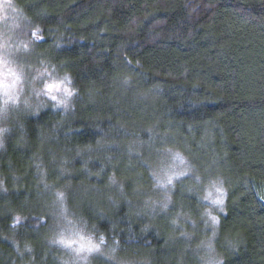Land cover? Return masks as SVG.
<instances>
[{
	"label": "trees",
	"instance_id": "1",
	"mask_svg": "<svg viewBox=\"0 0 264 264\" xmlns=\"http://www.w3.org/2000/svg\"><path fill=\"white\" fill-rule=\"evenodd\" d=\"M5 3L3 32L34 56L25 79L74 94L0 123V264H50L64 231L122 263L192 264L171 239L200 241L213 183L221 264H264V0ZM171 151L191 174L152 218L151 167Z\"/></svg>",
	"mask_w": 264,
	"mask_h": 264
},
{
	"label": "rangeland",
	"instance_id": "2",
	"mask_svg": "<svg viewBox=\"0 0 264 264\" xmlns=\"http://www.w3.org/2000/svg\"><path fill=\"white\" fill-rule=\"evenodd\" d=\"M2 6L3 5L0 4V61H7V68L0 65V69L7 72L8 69L11 68L12 70L20 72L22 70V65H25L26 70L22 71L23 73L27 71L26 73L29 75L33 73V69L28 68L27 63L32 60L34 56L28 54L27 47L22 48L23 51H21V48L17 46L13 47L10 44V40L7 38L2 29L7 16V13L4 12ZM43 75L44 74L39 73L38 77L35 74L32 78L30 77L29 80L25 79L22 75V78L17 82L16 87L10 90L14 99H9L7 105L4 104L6 97L4 95L2 96L3 90L0 89V123H16L18 121H22L25 115H27L23 108L27 109L29 111L28 113H30L31 111L38 109L39 105H46L45 101L48 100L52 102L54 108H64L66 106L69 97L65 96L63 89L65 87L67 88V86H64L55 80L52 81L49 78L46 79ZM54 82L61 84V87L59 91H54L53 94L56 95L57 101L64 100L66 102L64 105L58 106L57 101H53L48 95L43 94L45 86ZM154 161L155 162H153L151 167V177L155 183L156 191L164 194V196L158 202L146 203L145 210L152 218L154 217V208L158 209V206L162 208L165 207V203L168 202L165 194L168 193L173 183L181 178L188 177L192 170L189 161H187V159L179 153L173 151L165 152L163 155H159ZM169 177H172L171 184L167 183ZM217 189H220L221 191H217ZM209 193H211L209 199H204V197L208 196ZM221 196L223 198V205L212 203L213 200L219 199ZM224 200L225 191L222 185L218 183L211 184L204 190L201 197V201L206 205V211L201 220L203 228L201 229V233H198L200 241L196 242L195 240V243H193V241L182 240L179 238L171 239V241H174L173 245L176 247L178 244H188L183 248V250L186 252L192 264H221V260L214 248L218 223L213 224L209 213L212 216H216L219 221L218 217L223 213L220 209L221 207L224 208ZM193 234L186 235V238L194 240L195 236ZM61 236H63L65 240H76L77 243L72 244L71 248L65 247L64 245L56 242L61 239ZM80 236L81 235L65 231L56 235L52 244L58 246L59 251L63 254L52 253L53 255H51L50 253V264H142L139 262L122 263L114 256V253L112 252L113 247L111 245L102 244L100 246L96 241L84 236L83 242L86 243L88 240H91L92 244L99 245V251L88 252L87 249H84L78 253L76 250L80 248ZM179 255L183 256L184 253L179 252ZM20 257L22 256L20 255ZM44 260L46 261V258H44Z\"/></svg>",
	"mask_w": 264,
	"mask_h": 264
},
{
	"label": "snow or ice",
	"instance_id": "3",
	"mask_svg": "<svg viewBox=\"0 0 264 264\" xmlns=\"http://www.w3.org/2000/svg\"><path fill=\"white\" fill-rule=\"evenodd\" d=\"M2 7L6 9V8H11L13 6L11 5V3H5ZM13 10L15 11L14 8H13ZM37 39H40V37L37 36ZM0 65H2L4 68H7V61H0ZM22 75H23L22 70L20 72H17L15 70H12L11 68H9L7 72H4L2 69H0V89L3 90V95L6 97V99L4 101L5 105H7L9 99H14L10 90L12 88H15L17 82L21 80ZM9 77H11V83H8ZM67 79L68 78L65 77V80H67ZM61 83H63V82H61ZM60 87H61V84H58L55 82L49 83L45 86V89L43 90V94L48 95L51 100L57 101V97H56V95L53 94V92L59 91ZM63 91H64V94L66 97H71L74 94L70 89H68L66 87L63 89ZM65 103L66 102L64 100L57 101L58 106L64 105ZM167 183L168 184L172 183V177L168 178ZM217 191H221V190L217 189ZM210 196H211V193H209L208 196L204 197V199H209ZM57 197L61 202H63V200L65 199L64 193H62V192L57 193ZM212 203L217 204V205H223L222 196L219 199L213 200ZM220 210L223 211V208L221 207ZM209 216H210V219L212 220L213 224H217L219 222L216 216H212L210 213H209ZM17 222H19V217H17ZM69 223H71V221H69ZM80 241H81L80 248L76 250L78 253L84 249H87L88 252L99 251V245L92 244L91 240H88L86 243H84L83 242L84 237L80 236ZM56 242L64 245L65 247H69V248H71L72 244L77 243L76 240H65L63 238V236H61V239L56 241ZM100 242L101 243L104 242L103 237L100 238Z\"/></svg>",
	"mask_w": 264,
	"mask_h": 264
}]
</instances>
